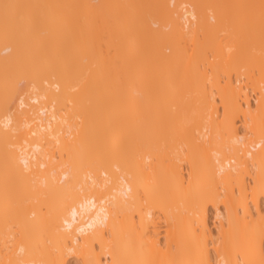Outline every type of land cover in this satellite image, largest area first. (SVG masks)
Wrapping results in <instances>:
<instances>
[{
    "label": "bare ground",
    "instance_id": "1",
    "mask_svg": "<svg viewBox=\"0 0 264 264\" xmlns=\"http://www.w3.org/2000/svg\"><path fill=\"white\" fill-rule=\"evenodd\" d=\"M124 1L0 0V264H264V7Z\"/></svg>",
    "mask_w": 264,
    "mask_h": 264
},
{
    "label": "rangeland",
    "instance_id": "2",
    "mask_svg": "<svg viewBox=\"0 0 264 264\" xmlns=\"http://www.w3.org/2000/svg\"><path fill=\"white\" fill-rule=\"evenodd\" d=\"M124 1V0H123ZM137 2H135V12L133 13V15H136V16H134V17H136L135 19H137V24H138V18L140 19V17L141 18H143L142 16H144V18H150V10H149V8H151V1L152 0H146V2L144 1V0H136ZM230 1V0H229ZM249 1H251V5L253 4H255L254 6H253V9L255 10V7H257L256 8V10L259 8L258 6H260V8H263L264 7V3H262V2H264V0L262 1V0H260L261 2V4L259 3L258 4V1L259 0H238V1H234L233 0V3L234 4H237V5H239V6H242V7H240V9H242L243 8V12H245L244 14H248L247 12H250V10L248 9V8H250L251 10H252V6H250V4H248V2ZM253 1V2H252ZM124 2H126V0L124 1ZM140 3V4H139ZM250 3V2H249ZM257 3V4H256ZM149 4V5H148ZM229 4H231V2H229ZM246 4V5H245ZM248 4V5H247ZM257 5V6H256ZM263 6V7H262ZM146 7V8H145ZM231 7V6H230ZM246 7V8H245ZM138 8V9H137ZM148 9V10H147ZM264 9V8H263ZM139 10V11H138ZM141 11V12H140ZM137 12V13H136ZM143 12V13H142ZM105 14V13H104ZM142 14V15H141ZM114 15V14H113ZM146 15V16H145ZM148 15V16H147ZM106 16L107 17H109L108 15H107V13H106ZM111 17V16H110ZM133 17V18H134ZM132 18V19H133ZM99 19H100V22H99ZM102 18H98V21L97 22H95L94 23V27H96L98 30H100V31H98V35H97V33H96V38H97V40H94V42H96L97 44H95L96 45V47H98V49L101 51V49L103 50L102 52H106L108 49H107V47H108V36H107V33L105 32L106 31V29L104 28V27H108L109 28V26H110V24L112 25V26H114V27H116L113 23H115L113 20H112V18L111 19H108L107 18V22H106V20L104 19V16H103V20H101ZM134 19V20H135ZM105 20V21H104ZM106 22V23H105ZM108 22H109V24H108ZM111 22V23H110ZM104 23V24H103ZM117 23V22H116ZM102 24L104 25V27L102 26ZM105 24H107L106 26H105ZM99 26V27H98ZM102 27V28H101ZM103 28H104V30H103ZM111 28H113V27H111ZM97 29H96V31H97ZM102 29V30H101ZM241 28H239V30H237V32L238 33H241V31H243V34L242 35H245L247 32H245L244 33V31H245V29L243 30V28H242V30H240ZM236 31V29L233 31L234 33H237V32H235ZM240 31V32H239ZM231 32H232V30H231ZM229 33V32H226V33H221L220 34V39H222L223 41H227V39H228V37L229 36H227V35H231V36H233L234 35V33L232 32V33ZM103 33H104V36H103ZM228 33V34H227ZM100 34V35H99ZM248 34V33H247ZM246 34V35H247ZM106 35V36H105ZM241 35V34H240ZM102 36V37H101ZM227 36V37H226ZM105 37H106V39H105ZM245 37H247V36H244V38ZM101 41H100V40ZM105 39V40H104ZM104 41V43H103V41ZM100 42V44H99V42ZM106 41V42H105ZM224 42V43H225ZM100 45V46H99ZM107 45V46H106ZM189 45H190V51L192 52V48H191V43H189ZM102 46V47H101ZM192 47L194 48V46L192 45ZM104 52V53H105ZM167 52H170L169 50L167 51ZM213 52V53H212ZM215 51L213 50H209L208 49V51H207V56L209 57V59L211 60V62L213 61V58H214V61L217 63V61H219V59L216 57L215 58V56H216V53H214ZM190 53V52H189ZM208 53H209V55H208ZM214 56V57H213ZM213 57V58H212ZM208 59V60H209ZM209 60V61H210ZM228 66V67H227ZM226 67V68H225ZM221 66V68L220 69H218L219 70V79L221 80L222 78H224V81H227V79L229 78H231V82H233L234 84L233 85H236L235 83L236 82H234V81H236L235 79H237L238 80V78L239 77H244V81H242L239 85H236V86H239L238 88H240V85L241 86H245V87H248V88H250V91H252V92H254V93H256L257 92V89L254 87V83L253 82H255V80H264V73H260V72H262V71H257V72H254V74H252L251 75V73H250V71L244 66V69H243V66L242 65H239V64H237V65H231V64H229V65H226V66ZM241 67V68H240ZM224 68V69H223ZM255 73H257V74H255ZM260 73V74H259ZM226 75V76H225ZM228 75V76H227ZM225 78H227V79H225ZM233 78V79H232ZM223 81V79L220 81V83L221 82H223L222 83V85H224V83H226V82H224ZM152 82V81H151ZM259 83V81L257 82V84ZM154 85V86H153ZM150 86V91L151 92H154V87H156L155 86V84H150L149 85ZM256 86V85H255ZM152 88V89H151ZM242 88V87H241ZM175 90H181L179 87H176L175 88ZM258 93V92H257ZM247 94H248V90H247ZM242 95H244L243 93H242ZM260 95V94H259ZM245 96V95H244ZM244 96H243V99H245L244 98ZM217 97V96H216ZM259 98H260V96H259ZM241 99H242V97H241ZM241 99H239L240 101H242ZM250 100V99H249ZM239 101V102H240ZM241 104V103H240ZM170 107H168V110L169 111H167V114L168 115H170V113H172L170 116H173L174 114L173 113H175V112H179L180 111V109H179V107L177 106H175V104L174 103H172V104H170L169 105ZM172 107V110L170 109ZM174 108H176L175 110H174ZM219 112L218 113H220L221 111H222V107L219 105ZM178 109V110H177ZM173 111V112H172ZM176 114V113H175ZM170 116H167V117H170ZM242 115L239 113L238 114V117H237V119H235V126L237 127V132L239 131L240 132V127L238 126V121H239V119H240V117H241ZM218 117L220 118L221 117V115L220 114H218ZM170 120H171V117L169 118ZM221 119H222V117H221ZM220 120V119H219ZM264 120V119H263ZM264 122V121H263ZM172 124V126L174 125V122L172 123H170L169 125H171ZM239 127V128H238ZM239 129V130H238ZM264 129V128H263ZM251 182V183H250ZM248 184H250L251 186L253 185V183H252V180H250V178L248 179V182H247ZM249 185V186H250ZM250 199V198H249ZM263 200H264V198L262 197V204L264 205V203H263ZM212 209V208H211ZM210 209V213H209V223L211 224V228H212V230H213V232L215 231L216 233H217V228L215 229V227L214 226H217V224H218V222H217V219H215V215H214V211L212 212V210ZM216 222V223H215ZM214 232V233H215ZM215 233V234H216ZM75 262L74 261H72L70 264H74ZM76 264V263H75Z\"/></svg>",
    "mask_w": 264,
    "mask_h": 264
},
{
    "label": "built area",
    "instance_id": "3",
    "mask_svg": "<svg viewBox=\"0 0 264 264\" xmlns=\"http://www.w3.org/2000/svg\"><path fill=\"white\" fill-rule=\"evenodd\" d=\"M188 8V7H186ZM237 80V79H235ZM242 81H244V77H239V79L236 81L237 84H240ZM248 96L250 99V102H255V98H257V92L253 93L252 91H248ZM240 125V121L238 123Z\"/></svg>",
    "mask_w": 264,
    "mask_h": 264
}]
</instances>
